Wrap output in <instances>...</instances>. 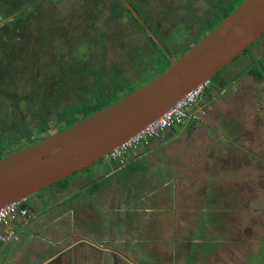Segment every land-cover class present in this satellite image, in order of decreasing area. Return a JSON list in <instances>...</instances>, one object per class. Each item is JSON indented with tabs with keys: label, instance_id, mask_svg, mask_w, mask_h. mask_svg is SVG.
<instances>
[{
	"label": "flooded vegetation",
	"instance_id": "1",
	"mask_svg": "<svg viewBox=\"0 0 264 264\" xmlns=\"http://www.w3.org/2000/svg\"><path fill=\"white\" fill-rule=\"evenodd\" d=\"M37 1L29 3L28 5H32L28 8L34 7ZM120 1L123 3V6L118 10L119 16H101L99 15L100 11L94 8V6L91 10L93 15H86V19L83 16L78 17L81 21L87 20L91 23V26L86 27L85 21V24L81 27L83 31L79 32V35L88 33L84 38L75 40L71 44L68 43L64 47L65 38L63 36L60 42L63 47H59L56 50L49 48L44 49L47 54L46 80L52 77L57 84L61 81L60 84L64 82L61 80L59 73L60 65H56L53 61H50L53 58L48 60V57L52 56V54H56L59 59L66 61L68 66H72L74 71H79L80 67L84 66L83 68H86L87 71H101L102 75H104L105 72V85L112 84L119 80L118 82H121V85L133 87V83H135L137 79H141L144 75L150 76L149 74H144V53L150 51H153L150 53H154L158 51V48L153 41H155L164 51L165 49L154 39L126 1L130 2L137 9L138 14H140L146 24L152 29V31H154L155 35L167 49V45L163 42V38L166 37L163 34L164 32L162 33L166 24L161 23V21L156 18L157 15L159 17L162 13L150 15L143 7L144 0ZM109 2L110 0H106V4ZM76 3H78V6L80 4L86 5V0H78ZM60 4L61 6H65L63 0L60 1ZM79 8L80 11H83L86 6H81ZM98 8H103L101 7V3L98 5ZM106 13L107 10H105L104 15H106ZM7 17L2 18L0 22ZM135 17L142 23V27L138 25ZM145 18H148L149 22H147ZM195 18L198 19L196 16ZM174 19H177L175 15ZM99 24L102 25V30H108V36L103 34L102 37L97 38L96 35L93 34V28H100ZM127 30H131L130 37ZM138 33H140L142 38L138 37ZM106 38L111 40L115 39L114 46L116 50L119 48L118 50L120 51L115 57V62L110 65L107 70L104 66L105 63L102 62V57L96 59L95 57L92 58L90 56V52L92 53L95 49V42H100L103 46V42H106L107 40ZM186 41L189 42V46L180 49L179 55H173L172 51L167 50L173 56L178 57L187 50V47L190 48V45L193 43L190 40ZM170 46H172V44ZM249 48L250 49L243 52L240 57L233 60V63H231L233 67H229V70H226V68L225 71H222L220 74L226 77V84L224 85L227 87L241 86L246 80L252 79L255 83L261 85L260 88L264 91V34ZM101 54H105V52L101 50ZM81 62H83L82 65ZM53 69L55 70L54 72L48 73V71ZM252 70H255L256 73L259 74H255ZM146 71L147 73L153 72L150 68ZM129 73L132 74L129 75ZM233 73H235V75H233ZM219 84L221 85L220 91L223 92L227 89L224 88V85L221 83ZM89 85L92 86L90 83ZM14 86V84H10L9 89L11 90ZM210 89L211 91L214 90L212 89V81ZM58 91L59 92L55 97H51L54 95H51L50 97H44L42 95L31 97L35 99L36 105V107L31 110L26 106V97L19 96L9 98L6 96H0V143L3 142V144H5L3 148L6 151L13 153L46 138L53 131L62 130L69 126L70 119L67 120L64 116L63 97H59L63 92L60 89H58ZM213 93L216 96H212L210 100H206L208 94L205 93V97H203L198 104V107L203 108L204 112L201 115L202 119H199L198 121V124L200 125L199 128L195 129L200 131L206 140H211L212 143L214 142L217 144L218 142H216L215 139V131L220 133L218 131L219 128L216 126H205L204 124H207L205 121L210 116L209 111H216L220 115L226 106L221 100L222 97L217 96V93L219 92L214 91ZM3 99L6 100V102ZM1 100L7 105L2 104L4 105L2 106ZM9 101L11 102V106L8 104ZM60 104L62 105L60 106ZM40 110H42L43 113ZM56 111L57 114L53 113ZM79 116L80 114L78 117ZM224 129L225 128H222V130ZM225 137V134H223V141L226 140ZM261 155L262 154H260V156ZM222 163L223 167L219 176L210 178L212 182L209 184L211 193L213 194L214 191L217 193L218 188L220 187L219 185L232 182V191L229 193H222V191H219L218 196H221L223 200H226V198L230 199V197L233 196L232 193H234L238 195L239 198L238 200H229L231 203L229 204V207L225 208V215H220L217 218L219 223L215 226L213 225L211 230L206 228L208 231H216L215 235L218 236L221 234L223 238V241H219L218 243L219 247L213 250L210 262L213 261L214 263L210 264H216L215 260L212 259L215 256L216 260L219 259V261H221V264H232L230 262L231 260L235 261V264H246L249 262V257L255 259L257 262L258 254H261L262 257L264 256L262 251L255 248L260 242L259 240L261 237L264 235L262 231L264 229V219H262L264 216V178L262 181H258L256 178L247 175L246 173H243L242 175V172H238V174L236 173L235 176L231 174L233 177H228L224 173L225 168H227L224 165L225 162L222 161ZM114 164L116 165L117 161H114ZM126 166L127 163L123 164L117 170H113V168L110 167L103 175L98 177V181L101 180L100 182L87 180L74 182L70 179V175L66 177L68 178V182H57L47 187L45 190L43 189L46 195L45 197H41V199L45 198V200L48 201L50 206L49 209H71L75 213L82 214L85 209L89 208L96 216L95 226L91 227L92 230L90 232L80 230V239L77 237L74 238L72 233L66 235L63 245V250L65 251H63L60 258L65 257L66 259L72 260L73 254L80 253L82 257L89 254L88 256L91 258V262L93 261L96 264H153L151 260L152 255L146 252L142 238L144 236L145 227L143 228V225L140 224V218L137 217V212L142 203L146 200L145 203L152 205L153 199L149 197L147 191L144 195H140L143 193L133 190L135 189L134 186H132L130 191L127 189L124 194L121 193V181L125 177L124 167ZM232 168L234 170L238 169L234 166H232ZM31 200L32 199L29 198L26 202L30 203ZM29 205L30 207L28 208L29 212L27 216L34 210L39 209L41 207V202L37 204L30 203ZM243 205L246 206V209ZM165 207L167 206L165 205ZM242 208H244V210H242ZM66 220L64 219V224L67 223ZM128 222L130 223L128 224ZM220 222L230 223V226L228 227L220 224ZM226 233L230 234L231 240L226 238ZM84 239L89 240V244L84 243ZM229 240L230 242H227L228 244L225 246L226 241ZM230 245L231 248L229 247ZM231 253L232 256H236V253H238L239 256H237V258L239 260H236V258H229ZM146 260H149L150 262ZM158 264L165 263L163 260H160Z\"/></svg>",
	"mask_w": 264,
	"mask_h": 264
},
{
	"label": "water",
	"instance_id": "2",
	"mask_svg": "<svg viewBox=\"0 0 264 264\" xmlns=\"http://www.w3.org/2000/svg\"><path fill=\"white\" fill-rule=\"evenodd\" d=\"M126 3L165 49L171 63L139 87L89 116L50 133L46 138L0 158V209L12 202L29 208L32 196L97 161L159 118L190 90L212 79L264 34V0H242L236 8L178 57ZM32 4L8 16L12 19ZM197 118V117H196ZM202 119V116L197 118ZM32 199L30 203L27 199ZM43 209L48 201L41 199ZM34 212V211H33ZM24 219L27 222L34 213Z\"/></svg>",
	"mask_w": 264,
	"mask_h": 264
},
{
	"label": "rangeland",
	"instance_id": "3",
	"mask_svg": "<svg viewBox=\"0 0 264 264\" xmlns=\"http://www.w3.org/2000/svg\"><path fill=\"white\" fill-rule=\"evenodd\" d=\"M62 1V0H61ZM64 5L62 6V11H66V6H69L70 8H73V4L68 0H63ZM166 5L169 3H173V8L175 9L176 13H179L178 16L179 19L182 18H191V22H180L179 24L173 26L171 23V20L166 19L164 15V11L167 8V6L164 4L162 5L158 0H144L143 7L146 9L147 12H149L150 15H157L163 13V20L161 23H165V28L162 30V33L166 38H163V42L169 46V50L173 52V55L178 54L180 49L189 46V42L186 40L192 41L194 44L198 38V34L195 35V32H202V25L199 21L202 15V10L204 8L210 7L212 4H215L217 0H212L213 2L210 3L209 0H191V5H188L186 0H165ZM48 3V2H46ZM1 4V3H0ZM192 6V7H191ZM9 6H5L4 8L0 6V16H3L6 11V9ZM191 12L194 16H196L198 19H196L193 16H190ZM101 16H108V15H101ZM49 17V16H48ZM161 17V16H160ZM45 18V17H42ZM53 18V17H49ZM47 20V18H45ZM102 23V22H101ZM59 25V24H58ZM61 25V23H60ZM65 23H63V26ZM102 25L99 24L98 29H100V33L102 32ZM185 26V27H183ZM174 27V28H173ZM173 28V29H172ZM99 30L96 31L95 35L98 33ZM128 31V30H127ZM129 32V37L131 36V30ZM67 34L69 32H66ZM64 33V31H60L56 35V39H50V41L53 43V47L49 49H57L59 48V43L62 40L63 35H67ZM70 38H73L72 34L68 35ZM137 36V35H136ZM138 37L140 38L141 35L138 33ZM142 38V37H141ZM106 42H103L104 45L102 46L100 42H95V49L91 53L90 56L92 58L99 59L102 57V62L105 63L106 70L109 69L110 65H112L115 62V57L120 53L118 50L119 48H115V39L111 40L109 38H106ZM48 41V42H50ZM172 44V46L170 45ZM190 45V47L192 46ZM32 50V49H31ZM30 50V51H31ZM101 50L105 52V54H101ZM109 52V53H108ZM153 52V51H150ZM35 53H39L38 55H35ZM31 60H29V64H27L24 68L26 75L23 76L22 73V80L21 83H18L19 89L21 86H23L21 93L23 97H26L27 103L26 106L30 110L32 108H35V99L31 98L30 93L35 92L38 95L41 94V89L44 86L40 85L39 80H42L43 85H56L54 88H52L51 97H55L58 94V89L62 90V94L59 96L60 98L63 97V102H70L68 99L69 92L66 93L63 89V85L67 86L65 82L62 84H57L56 81L52 80L49 82V80H44V78H47L46 72H47V54L44 49H41L40 47L33 48L31 55L29 56ZM240 57V56H239ZM48 60L50 58L48 57ZM233 63V61L231 62ZM228 64L223 71L229 70V67H233L232 65ZM23 67V65H22ZM31 68V69H30ZM104 72V71H103ZM132 73H129L131 75ZM34 75L35 77H32ZM104 72V76H105ZM218 75V76H217ZM216 77L212 78V89L213 91H210L208 95H210V98L215 97L214 91H217V96L222 97L221 100L223 103H225V109H223L222 113H217L216 111H209V118L206 119L205 122L207 124H204L205 126H216L218 127V133H216V142L221 143L222 147H218L217 150H221V158L225 160V170L224 173L226 176L230 177L233 175L235 176L236 173L242 172L251 175L254 178H256L258 181L263 180L264 178V91L260 88L261 85L255 83L252 79L246 80L241 86H229L226 85V77L222 74H217ZM235 75V73H233ZM89 79H94L93 75H89ZM148 76L144 75L141 79H137L135 83H133V86L136 88L139 87L143 81L147 80ZM216 79V80H215ZM233 81V80H229ZM221 83L224 85V88H227L225 91H220ZM68 86L71 84L68 83ZM133 88V87H132ZM221 92V93H220ZM66 93V94H65ZM4 100V99H3ZM1 100V105L6 104V100ZM8 104L11 106V102L9 101ZM7 105V104H6ZM4 106V105H2ZM5 110V109H3ZM224 112V113H223ZM57 114L56 112H53ZM222 128H225L222 130ZM225 134L226 140H222V135ZM208 143L209 147V154H211L217 146H211V140L206 141ZM214 145H217L213 142ZM207 147V149H208ZM260 154H262L260 156ZM209 157L212 159L213 156L209 155ZM217 161V158L214 159ZM218 162V161H217ZM219 162L222 163L221 159H219ZM111 164L106 162L104 159L95 162L94 164L77 171L73 175H71L70 179L74 182L76 181H98V177L103 175L106 170L110 168ZM234 166L235 168H238L237 170H234L232 168ZM134 167H131L133 169ZM215 168H213L214 170ZM233 174V175H231ZM249 176V177H251ZM101 179V178H100ZM101 181V180H100ZM98 181V182H100ZM175 182V181H174ZM232 182L225 183L223 185H219L222 189V193H229L232 191L233 185H231ZM200 191L204 192L207 189L205 188V184L202 183L200 186ZM46 189V188H45ZM44 189V190H45ZM44 190L41 192L36 193L32 196V199L36 201V203L41 202V197H45ZM44 192V193H43ZM198 193L197 195L194 194V200L196 201V205L198 206L196 209L198 211H203L201 216H194L193 217V223L192 227H188L186 231L184 229H181L178 233L173 230H169L164 225L161 227V229H158L155 234H159L160 236V244H166L161 246H155L154 248L146 249V252L152 254H156L157 257H161V259L164 261L165 264H204V262L210 261L209 260V254L212 255V252L214 249L219 247V241H223V238L221 234L218 236L215 235L216 231H208L207 229H210L215 226L217 223H219V220L217 218L220 215H225V208L229 207V204L233 199L238 200V195L233 194V196L229 198H226V200L222 199L221 196H219L217 199L214 200L213 194L209 191V194H207V197L203 196L202 193ZM239 193V192H238ZM225 195V194H224ZM216 198V197H215ZM166 200V198H163ZM231 200V201H229ZM170 202H159L158 205H168ZM190 205L187 203L185 206L186 208ZM246 209V206L243 205ZM242 208V210H244ZM203 216V217H202ZM202 217V218H201ZM264 219V216L262 217ZM202 223V224H201ZM169 224H172V220L169 222ZM168 224V225H169ZM226 226H230V223H225ZM18 227V226H17ZM207 228V229H206ZM264 234V229L262 230ZM23 233H25L26 237L27 233L20 228L17 229V235L23 236ZM152 233H150L151 236ZM218 234V232H217ZM226 238H230V234H225ZM155 239V238H154ZM233 239V238H232ZM173 240V241H172ZM181 240V241H180ZM226 241L225 246H227ZM164 241V243H163ZM260 242L255 247L258 248L259 251L263 252L264 255V235L259 240ZM172 245V247L170 246ZM231 248V245L229 246ZM161 255V256H160ZM202 261V262H200ZM244 264V263H243ZM246 264H264V256L262 257L261 254H258V260L257 262L255 259L249 257V262Z\"/></svg>",
	"mask_w": 264,
	"mask_h": 264
},
{
	"label": "crops",
	"instance_id": "4",
	"mask_svg": "<svg viewBox=\"0 0 264 264\" xmlns=\"http://www.w3.org/2000/svg\"><path fill=\"white\" fill-rule=\"evenodd\" d=\"M206 98V100L211 99L210 95ZM198 121L196 119L193 126H189L188 121L176 128L169 127L162 135L152 139L149 145L130 152L128 156L127 166L124 167V169L126 168L125 177L121 181V193L124 194L127 189L130 191L134 186L133 190L143 193L140 195H144L147 191L154 204L148 205L145 200L143 202L145 204L142 203L137 212L140 224L143 225V228L145 227L142 237L145 249L166 245L160 244V236L155 234L164 225H166L164 228L173 231L175 229L177 233L181 229L186 231L188 227L193 228V217L201 216L202 212L206 210L198 211L196 209L198 206L194 200V194L197 195L201 192L199 186L204 183L207 190L201 193L207 197L209 191L211 192L210 178L218 177L223 167V163H220L219 159L224 162L225 160L220 157L222 151L217 150L218 147H222L223 142L217 143V145L211 142V146L217 147L209 154L206 138L195 129L200 126ZM209 155L213 158L211 159ZM215 158L218 162L214 160ZM135 163L136 168L132 172L131 167ZM213 168L215 169L213 170ZM221 189L219 187L218 192ZM218 192H213L214 200L219 197ZM163 198L170 202L167 207L158 205L159 202L166 201ZM187 203L190 205L186 208ZM33 213L27 222H24L26 217L14 222L15 228L18 230L22 228L28 237L23 233V236H18L17 239L0 244V264H96L91 262L89 254L83 257L80 253L73 254L72 260L65 257L60 258L65 251L63 245L66 235L72 233L74 238H79L80 230L90 232L91 227L95 226L96 216L93 211L87 208L82 214H79L71 209L47 210L41 206ZM64 219H68L65 224ZM171 220L172 224H169ZM220 224L225 225L222 222ZM150 233H152L151 236ZM83 242L89 244V240L84 239ZM170 246L172 247V245ZM236 254V256H232L231 253L229 258L239 260L237 258L239 255ZM212 259L216 264H221L219 259L216 260V256ZM151 260L153 264H158L162 259L154 253ZM209 260H211V256H209ZM230 262L235 264L233 260ZM210 263L214 262H204V264Z\"/></svg>",
	"mask_w": 264,
	"mask_h": 264
},
{
	"label": "trees",
	"instance_id": "5",
	"mask_svg": "<svg viewBox=\"0 0 264 264\" xmlns=\"http://www.w3.org/2000/svg\"><path fill=\"white\" fill-rule=\"evenodd\" d=\"M34 1L37 0H0L1 7L4 8L5 6H9L4 12L5 14L3 16H0V20L11 14H14L15 12L19 11L20 9ZM60 1L61 0H39L34 7L21 11L12 20L0 25V96H6L9 98L22 96L20 90H22L23 86H21L22 88L20 87L19 89L18 83H21L20 81L23 79L22 73L23 76L26 75L24 68L27 64H29V60H31L29 57L32 53L30 51L31 49L33 50V48H36L37 46L41 49L53 47V43L50 41V39L55 40L57 38L56 35L61 30L64 31L65 34H67L66 32H69L67 35H63L65 38V47L66 44H71L75 40L84 38L85 35L88 34L85 33L79 35V32L83 31L81 27L85 24V21L86 27L91 26V23L87 20L81 21L80 19H78V17L83 16L85 18L86 15H93L91 10L94 6V8L100 11L99 15H104L105 10H107L106 15H108L109 17L119 16L118 10H120L123 6V3L120 0H110L108 4H106V0H86V5L80 4L79 6L78 3H76V1L78 0H68V3L70 1L73 4V8L66 6L64 7L66 8V11L64 12L61 9L62 6L60 4ZM158 1H161L160 3H163L162 5H166L165 0ZM209 1L210 3L213 2L212 0ZM241 1L242 0H217L215 4H212L208 8H204L202 10L201 18L198 17L202 25V32H195V35L198 34V36L200 37L196 40V42L203 36H205L210 30H212L228 14H230ZM100 3L101 7L103 8H98V5ZM185 3L191 5V0H186ZM81 6H86V8H84L83 11H80L79 7ZM166 6L167 8L164 11V15L166 19L171 20L173 26L183 21H192V19L188 17L179 19L178 16L180 14L176 13L175 9L173 8L174 5L172 2ZM174 15L177 19H174ZM48 16L53 18H49ZM190 16L195 17L192 13L190 14ZM42 17L47 18V20ZM156 18L162 22L163 13L161 14V17H158L157 15ZM135 19L138 25L142 27V23L136 17ZM145 20L149 22L148 18H145ZM63 23H65L64 26ZM97 30H99L96 34L97 38L102 37L103 34L108 36V30H102V32L100 33V29L98 28H93V34H95ZM69 34H72L73 38H70L68 36ZM153 43L158 48V51L154 53L145 52L143 58V63L145 65L144 74L150 75L148 76L147 80L165 69L171 63L165 51L155 41H153ZM59 47H63V45L59 43ZM166 47L169 50V46ZM188 49L189 48L187 47V50ZM249 49L250 48L248 47L245 51ZM38 54L39 53H35V55ZM49 58H53L50 61H53L56 65H60L61 70L59 69V73L61 80H63L67 85H63V89L66 93H70V97L68 99L65 98V100H70V102L66 101L63 105L65 119H70L69 125L79 121L83 117L94 113L96 110L111 104L120 96L136 88L135 86H133L132 88L121 85V82H118L119 80H115L116 82H113L112 84L105 85L106 77L102 75L101 71H87L86 68H83L84 66H81L79 71H74L72 69V66L69 67L68 63L59 59L56 54H52V56H49ZM82 63L83 62H81V65ZM148 68L152 69L153 72L147 73L146 70ZM223 70L224 69L220 70L218 74H220ZM54 71L55 70L53 69L48 71V73ZM252 72H254L255 74H259L256 73L255 70H252ZM89 75H93L94 79H89ZM32 77L35 76L32 75ZM44 80H46V78H44ZM47 80H49L50 82L53 80V78L50 77ZM147 80L143 81L142 84ZM39 82L40 85L44 86V88L42 87L41 89V94L38 95L37 93L32 91V93H30V96L34 97L42 95L44 97H50L53 90L52 88H54L56 85H43L41 79L39 80ZM67 82L71 85L68 86ZM89 83L92 86H90ZM10 84L15 85L11 90L9 89ZM210 91L211 89L209 86L206 90V94L210 93ZM61 105L62 104H60V106ZM40 111L42 112V110ZM79 114L80 116L78 117ZM195 122L196 119H190L189 126H193ZM180 125L181 124L171 127L176 128ZM4 146L5 144L1 142L0 158L11 153L10 151H6L3 148ZM133 167L134 168L132 169V172L136 168V163L133 165ZM66 182H68V178L59 181V183Z\"/></svg>",
	"mask_w": 264,
	"mask_h": 264
},
{
	"label": "built area",
	"instance_id": "6",
	"mask_svg": "<svg viewBox=\"0 0 264 264\" xmlns=\"http://www.w3.org/2000/svg\"><path fill=\"white\" fill-rule=\"evenodd\" d=\"M210 84V79L199 83L183 98L167 109L159 118L109 152L107 157L117 161L119 164H126L130 152L144 145H149L152 139L162 135L169 127L179 124L184 125L190 119L199 118L204 110L203 108H199L198 104ZM28 212V208L22 207L20 202L9 203L0 209V244L18 238L14 222L27 216Z\"/></svg>",
	"mask_w": 264,
	"mask_h": 264
}]
</instances>
